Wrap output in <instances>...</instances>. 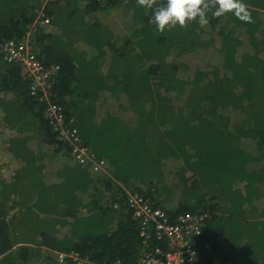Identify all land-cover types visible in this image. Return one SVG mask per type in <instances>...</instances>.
Wrapping results in <instances>:
<instances>
[{"label":"trees","instance_id":"obj_1","mask_svg":"<svg viewBox=\"0 0 264 264\" xmlns=\"http://www.w3.org/2000/svg\"><path fill=\"white\" fill-rule=\"evenodd\" d=\"M244 2L252 22L209 12L205 27L189 22L160 33L136 0H0V48L21 41L43 7L50 24L32 43L44 66L60 67L51 100L107 165L94 173L76 162L20 66L0 54V140L21 165L0 176V264H75L70 255L135 262L142 229L127 191L172 222L208 213L196 238L201 264H264V0ZM117 8L131 12L129 34L97 17ZM210 49L222 63L181 76L190 69L183 57ZM108 100L118 105L103 113ZM229 110L241 118L233 122ZM47 147L76 164L63 163L48 180ZM169 162L180 165L172 175Z\"/></svg>","mask_w":264,"mask_h":264},{"label":"built area","instance_id":"obj_2","mask_svg":"<svg viewBox=\"0 0 264 264\" xmlns=\"http://www.w3.org/2000/svg\"><path fill=\"white\" fill-rule=\"evenodd\" d=\"M43 6L59 0H42ZM106 4L109 0H98ZM45 8V7H44ZM37 17L21 41L9 39L1 44L2 60L20 66L22 76L31 83V93L46 104L45 117L59 143L67 145L76 162L94 173H107V165L96 158L86 147L75 127L73 119L68 120L63 106L51 100L53 87L60 67L44 66L37 57L33 38L37 32L50 24L43 7L36 10ZM127 203L133 216L141 223L143 248L138 259L130 264H201L196 245L202 225L210 218L208 213L180 215L174 222L162 208H157L138 192L127 191ZM118 208V206H116ZM75 264H98L79 255H70ZM65 254L60 255L64 261ZM109 264H126L114 261Z\"/></svg>","mask_w":264,"mask_h":264},{"label":"rangeland","instance_id":"obj_3","mask_svg":"<svg viewBox=\"0 0 264 264\" xmlns=\"http://www.w3.org/2000/svg\"><path fill=\"white\" fill-rule=\"evenodd\" d=\"M97 17L102 23L113 28L116 34H121V33L129 34L131 32L130 30L131 29L130 27L131 18H132L131 12L127 11L124 8L100 11ZM48 30L49 31L53 30V27L51 26ZM82 48H85V46H82ZM181 61L184 62L190 68L187 72H183L181 76L188 78L196 67L206 69L209 66V64L219 65L220 63H222V57L219 55V53L215 49H210V50H205V51H198L192 55L185 56L181 59ZM121 104L126 105L125 98H123V100L121 101ZM117 105L118 104L115 103L114 100H108V101L103 102L101 105L102 107H99V108L101 112L105 113L106 109L117 107ZM118 109L120 108H117L116 110ZM122 113L128 119L134 120V118H132L133 115H130L129 113L124 112V110H122ZM226 114L233 120V122H236L242 116L241 113L237 111H232V110H229V112H226ZM244 147L248 149L250 152L255 151L254 143L250 140L244 141ZM45 150L49 154V157L46 159L45 174H46L47 179L50 180L52 177H54V169L59 168L62 165V163L58 161V158H60V155L58 156V153L55 152V148L47 147ZM2 154L3 155L0 154V156L3 157V161L0 159V176L2 178L9 179L11 177L12 171H14L17 168L18 162H16L15 160L12 161L8 157H5L7 156V153L6 154L2 153ZM7 159H9V161ZM178 165H179L178 162L176 163L169 162L167 165L168 173H171L172 175V173L175 172L177 168L180 166ZM258 167H260V165H258L257 168ZM171 175L168 176L170 181L173 180ZM260 205H262V203H260Z\"/></svg>","mask_w":264,"mask_h":264},{"label":"clouds","instance_id":"obj_4","mask_svg":"<svg viewBox=\"0 0 264 264\" xmlns=\"http://www.w3.org/2000/svg\"><path fill=\"white\" fill-rule=\"evenodd\" d=\"M136 3L146 10H151L150 23L154 24L160 33L177 26L186 27L189 22H196L205 27L209 23V12L213 17L233 13L241 21L252 22L244 0H166L162 4L157 3V0H136Z\"/></svg>","mask_w":264,"mask_h":264},{"label":"crops","instance_id":"obj_5","mask_svg":"<svg viewBox=\"0 0 264 264\" xmlns=\"http://www.w3.org/2000/svg\"><path fill=\"white\" fill-rule=\"evenodd\" d=\"M103 116L105 115H102V114H99V119H101ZM2 117V113L0 112V118ZM8 143L6 140H0V154L3 155L2 153H7V156L5 157H8L9 159H11L12 161H14V159L10 156V154L8 153ZM2 152V153H1ZM60 155V158H58V161H60L62 164L65 163V162H69L71 165H74L76 164L74 160H71V158H66L65 157V151H62V152H59L58 153V156ZM0 159L3 161V157L0 156ZM9 159H7L9 161ZM17 162V161H16ZM20 164L18 163V166H17V169L20 168ZM62 166V165H61Z\"/></svg>","mask_w":264,"mask_h":264}]
</instances>
